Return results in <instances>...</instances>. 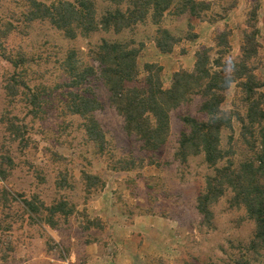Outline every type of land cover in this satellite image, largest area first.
I'll list each match as a JSON object with an SVG mask.
<instances>
[{
	"label": "rangeland",
	"instance_id": "obj_1",
	"mask_svg": "<svg viewBox=\"0 0 264 264\" xmlns=\"http://www.w3.org/2000/svg\"><path fill=\"white\" fill-rule=\"evenodd\" d=\"M93 1L99 14L110 8L106 0ZM25 5V0H0V20L8 23L0 24L7 36L0 42L13 60L24 59L14 68L0 56V175L6 176L0 182V264H237L253 236V222L242 209L231 207L225 196L212 207L210 226L203 224L196 198L211 170L202 156L185 164L175 159L178 140L186 130L181 119L202 118L200 99L193 97L170 113L167 141L151 152L125 133L122 118L108 105V94L98 80L91 78L75 89L67 86L63 66L67 56L80 66L97 69L90 55L101 41L133 39L141 45L138 80L145 77V64H157L163 87L168 88L172 70L183 66L173 60L165 71L156 63L155 26L145 23L119 35L101 31L68 39L46 22L28 23ZM254 9L259 48L250 66L262 84L258 91L264 102V0H237L236 7L215 22L209 12L203 19L168 12L161 27L181 37L170 53L178 55L185 45L193 47L185 39L193 34L201 35L197 51L211 47L217 53L223 48H215L216 35L225 31L228 62L240 53ZM192 57L188 54L183 65L188 67ZM14 83L25 86L7 97L5 87ZM68 91L93 93L102 103L94 112L107 141L102 152L86 138L83 120L65 109ZM238 102L237 89L231 85L221 108L235 111ZM233 132L236 140L240 132L236 121ZM222 140L224 144L225 133ZM81 172L98 177V182L89 186ZM24 199L38 206L64 200L75 211L67 218L55 215L56 226L51 228L43 220L47 212L30 215L22 205ZM251 263L264 264V252Z\"/></svg>",
	"mask_w": 264,
	"mask_h": 264
},
{
	"label": "trees",
	"instance_id": "obj_2",
	"mask_svg": "<svg viewBox=\"0 0 264 264\" xmlns=\"http://www.w3.org/2000/svg\"><path fill=\"white\" fill-rule=\"evenodd\" d=\"M25 1L28 23L46 22L68 39L87 37L101 31L119 35L140 24L149 23L156 28L153 42L162 54L172 52L181 40V37H175L168 29L161 27L168 12L173 17L188 15L196 19H203L209 12L215 22L237 5V0H106L110 8L99 14L93 0ZM256 9L249 15L246 27L250 30L243 33L237 56L228 62L224 60L230 50L228 33L219 32L215 38V48L223 50L212 53L214 48L201 47L195 52L192 70L174 72L168 88L163 87L162 68L157 64H145V77L142 81L138 80L137 57L141 45L133 39L101 41L90 55L97 63V69L80 66L69 56L63 63L69 80L68 88L81 87L91 78L98 80L108 94V105L122 118L125 133L135 137L144 149L151 152L158 151L167 141L170 113L193 97L200 99L199 113L202 118L184 116L181 119L186 130L178 140L175 159L185 164L193 157L202 156L204 165L211 170L204 177L203 190L196 198V210L203 224L210 226L212 207L225 196H228L231 207L242 209L253 222V236L237 264H252L251 261L260 258L261 252H264V102L258 91L262 84L254 73L255 69L250 66L259 48L258 29L254 22ZM0 24L8 25L1 20ZM4 35L0 30V41L7 37ZM185 39L194 40L195 35ZM6 53V47L0 42V56L3 59L14 68L24 63L23 58L13 60ZM19 85L7 84V97L16 96L19 88L25 86ZM231 85H235L239 95V105L235 111L221 108ZM65 97L67 112L83 120L86 138L99 152L105 150V132L94 117V112L103 106L96 95L68 91ZM234 121L240 126L236 140ZM223 133L226 134L224 144ZM238 143L239 148L236 147ZM240 152H244V155ZM81 176L89 186L98 182V177L85 172H81ZM5 178V173L1 172L0 182ZM21 202L30 215H37L40 210L47 212L43 220L51 228L56 226L53 221L55 215L67 218L75 211L64 200L55 201L49 206H38L26 199ZM89 224L94 225L93 221ZM96 224L98 228L102 227L101 223Z\"/></svg>",
	"mask_w": 264,
	"mask_h": 264
},
{
	"label": "crops",
	"instance_id": "obj_3",
	"mask_svg": "<svg viewBox=\"0 0 264 264\" xmlns=\"http://www.w3.org/2000/svg\"><path fill=\"white\" fill-rule=\"evenodd\" d=\"M192 26H194V25H192ZM196 27H197V25H195ZM196 33H197V31H195ZM198 34V33H197ZM201 38V35L199 36H197L196 35V38L194 39V40H192V41H189V44H194L193 45V47L191 46V47H189L188 45L186 46L185 45V51L183 52H179L178 53V55L176 54V53H169V54H162V53H160V52H158L157 53V57H158V61H156V63H160V65L161 66H163L164 65V70L166 71L167 69H169V67H171L172 65H173V60H174V65L175 64H180V65H182L183 67H181V68H174L173 70H172V73L173 72H176V71H178L179 69H182V70H187V71H189V70H191L192 68H193V66H194V55H195V52L197 51V49L199 48V46H201V44L199 43L200 42V39ZM197 39V40H196ZM195 41V42H194ZM193 42V43H192ZM203 45V44H202ZM154 48L156 49V47H155V45H154ZM189 48H192V49H189ZM188 54H191L193 57V60H192V62H191V64L189 65L188 64V67H186L185 65H183V60H184V58L185 57H188ZM167 60V64H163V63H161V61L162 60ZM190 63V62H189ZM171 73V74H172ZM152 234H156L155 236H160V234H158V233H156L155 231H153V232H151Z\"/></svg>",
	"mask_w": 264,
	"mask_h": 264
}]
</instances>
